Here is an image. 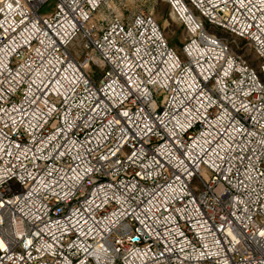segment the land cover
<instances>
[{
    "label": "built area",
    "instance_id": "1",
    "mask_svg": "<svg viewBox=\"0 0 264 264\" xmlns=\"http://www.w3.org/2000/svg\"><path fill=\"white\" fill-rule=\"evenodd\" d=\"M47 1L0 0V264H264V0H167L183 58Z\"/></svg>",
    "mask_w": 264,
    "mask_h": 264
},
{
    "label": "rangeland",
    "instance_id": "2",
    "mask_svg": "<svg viewBox=\"0 0 264 264\" xmlns=\"http://www.w3.org/2000/svg\"><path fill=\"white\" fill-rule=\"evenodd\" d=\"M56 2L55 0H49L39 9L41 15H49L54 11ZM145 11L154 16L159 25L163 29L165 37L169 44L174 48L177 54L183 58L182 47L187 37V32L184 25L178 21L171 14V6L167 0H112L110 6L102 7L97 12L91 24H102L104 19L110 15H120L125 21H130L135 14ZM224 31H218L219 34H223ZM83 39L81 34L75 39L71 45L70 50L78 58L83 59L85 50H83ZM235 50L243 53L247 58L254 59V63H257L256 55L250 45L244 41L237 39L234 42ZM100 72L103 73V70ZM160 101L165 98L164 93L158 95ZM204 175H208V171L202 169ZM195 185L201 187V183L198 180L195 181Z\"/></svg>",
    "mask_w": 264,
    "mask_h": 264
},
{
    "label": "bare ground",
    "instance_id": "3",
    "mask_svg": "<svg viewBox=\"0 0 264 264\" xmlns=\"http://www.w3.org/2000/svg\"><path fill=\"white\" fill-rule=\"evenodd\" d=\"M175 17V16H174ZM176 18V17H175Z\"/></svg>",
    "mask_w": 264,
    "mask_h": 264
}]
</instances>
